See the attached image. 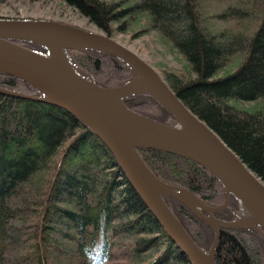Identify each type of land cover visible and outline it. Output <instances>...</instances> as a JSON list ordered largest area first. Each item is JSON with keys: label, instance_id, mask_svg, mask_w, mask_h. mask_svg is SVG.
I'll return each instance as SVG.
<instances>
[{"label": "trees", "instance_id": "1", "mask_svg": "<svg viewBox=\"0 0 264 264\" xmlns=\"http://www.w3.org/2000/svg\"><path fill=\"white\" fill-rule=\"evenodd\" d=\"M64 1L110 37L127 30V12L147 9L150 28L170 40L189 66L163 69L162 77L264 180V114L230 102L264 97V0H233L219 14L222 21L241 15L242 6L259 11V24L250 35L218 28L199 0H141L128 8L116 0ZM12 40L49 53L43 44ZM65 50L99 85L117 86L133 78V69L118 55L87 47ZM238 53L243 57L233 70L214 76ZM0 86L41 95L33 84L1 70ZM124 102L158 121L175 120L151 95H129ZM136 149L163 181L189 189L207 205L225 201L224 184L197 161L156 148ZM164 199L196 243L210 250L214 227L178 199ZM229 204L214 216L240 217L243 204L233 193ZM219 237L217 264H264V238L255 228L221 227ZM0 264L194 263L169 237L89 125L58 105L0 91Z\"/></svg>", "mask_w": 264, "mask_h": 264}, {"label": "water", "instance_id": "2", "mask_svg": "<svg viewBox=\"0 0 264 264\" xmlns=\"http://www.w3.org/2000/svg\"><path fill=\"white\" fill-rule=\"evenodd\" d=\"M43 44L48 54L12 39ZM83 47L118 55L133 69V78L117 86H102L68 58L66 48ZM0 70L33 84L41 95L0 86V91L45 101L77 116L104 141L140 197L151 209L176 246L194 264H217L216 245L221 227L255 228L264 238V180L242 160L220 134L189 109L165 78L138 52L105 32L54 19L0 18ZM151 95L169 110L175 123L161 122L128 107L124 98ZM137 147L156 148L187 156L208 168L225 186L226 199L207 205L191 191L163 181L151 171ZM231 193L243 204L246 215L231 220L214 216L230 208ZM178 199L195 215L210 223L215 238L210 250L199 246L164 199Z\"/></svg>", "mask_w": 264, "mask_h": 264}, {"label": "rangeland", "instance_id": "3", "mask_svg": "<svg viewBox=\"0 0 264 264\" xmlns=\"http://www.w3.org/2000/svg\"><path fill=\"white\" fill-rule=\"evenodd\" d=\"M113 1V0H108ZM120 2L122 8L134 7L136 3L141 0H116ZM202 11L208 14L210 21L215 22L217 27L234 29L239 32L252 34L254 29L259 24L258 12L252 11V8L242 6L241 15L232 16L230 19L218 20L221 11L228 7L233 0H199ZM252 4L253 0H247ZM260 3L254 7L259 6ZM249 12H243L247 10ZM243 12V13H242ZM260 14V13H259ZM129 21L128 28L125 32L115 31L112 38L132 48L138 52L146 61H149L160 72L163 69H187L188 62L181 52H179L170 40L161 35V32L150 28L151 14L149 11L142 8H135L125 15ZM0 17L7 18H42L54 19L57 21H64L66 23H73L80 27L90 30H95L104 33L100 27L94 22L92 23L78 8L69 5L64 0H0ZM121 21L114 23L117 26ZM148 28V29H147ZM145 29L146 31H140ZM106 33V32H105ZM243 57V53H238L234 58L225 65L224 68L218 70L214 76H221L234 69ZM161 74V72H160ZM235 106L241 107L248 111H261L264 114V97H259L256 100H240L232 99L230 101ZM176 121L172 120L171 123ZM242 215L245 214L243 209ZM241 217V216H240Z\"/></svg>", "mask_w": 264, "mask_h": 264}]
</instances>
